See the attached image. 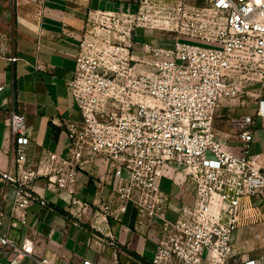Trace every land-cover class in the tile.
I'll return each instance as SVG.
<instances>
[{"label":"built area","instance_id":"1","mask_svg":"<svg viewBox=\"0 0 264 264\" xmlns=\"http://www.w3.org/2000/svg\"><path fill=\"white\" fill-rule=\"evenodd\" d=\"M156 4L143 0L135 11L89 13L69 80L81 119L67 125V156L49 152L40 162L44 172L26 166L30 134L25 113L10 107L12 159L0 180L15 190L14 225L25 223L32 201L51 208L33 189L41 175L51 191L69 196L70 212L80 214L84 202L76 193L78 174L87 162L99 160L113 177L118 212L133 204L141 223L160 225L159 234L149 235L156 243L150 264H261L236 253L232 236L243 199L264 203V166L249 149L255 118L264 116V96L255 115L240 120L238 150L217 136L214 120L219 103L244 90L243 79L264 72V0L168 5L164 22L173 31L171 41L159 45L128 37V23L148 19L146 11ZM96 19L105 31L93 28ZM113 32H120L119 42L111 41ZM171 167H180L195 183L194 201L182 203L175 219L168 217L171 199L161 188ZM108 214V206L97 214L96 230L116 246ZM26 253L0 230V264H20ZM37 264L56 262L40 256ZM78 264L97 263L84 258Z\"/></svg>","mask_w":264,"mask_h":264},{"label":"crops","instance_id":"2","mask_svg":"<svg viewBox=\"0 0 264 264\" xmlns=\"http://www.w3.org/2000/svg\"><path fill=\"white\" fill-rule=\"evenodd\" d=\"M142 1L0 0V173L11 165L8 117L12 105L25 113L30 134L27 167H40L44 172L40 162L49 152L67 156V125L81 119L69 80L80 39L88 28L89 13L95 9L135 11ZM255 95L250 99L243 94L223 100L215 110L214 130L233 149H240L242 144L240 120L244 115H255L264 87ZM252 129L250 154L264 166V116L255 118ZM107 168L97 160L87 162L79 172L76 193L84 206L76 216L70 212L69 196L54 193L47 186L46 176H39L33 189L48 200L51 208L32 201L25 223L17 225L12 217L15 190L5 188L0 180V230L27 249L20 264H37L40 256L52 257L56 264H78L84 258L97 264H150L156 243L149 235L159 234L160 225L141 223L133 204L126 212H118L120 201ZM161 188L171 199L170 219L176 218L182 203L194 201L195 183L180 167L169 169ZM105 206L110 210L107 221L116 246L96 230L97 214ZM240 215V225L232 236L233 249L248 256L239 245L245 239V230L264 225V203L258 198H245ZM253 221L258 222L252 224Z\"/></svg>","mask_w":264,"mask_h":264},{"label":"rangeland","instance_id":"3","mask_svg":"<svg viewBox=\"0 0 264 264\" xmlns=\"http://www.w3.org/2000/svg\"><path fill=\"white\" fill-rule=\"evenodd\" d=\"M156 2L158 4L153 5L150 10L146 11V16H149L148 19L141 21L137 18H134L130 23H128L131 24L132 27V31L128 37L136 36L137 38H143L148 42L159 45L163 44L164 42L171 41V38L173 37V31L172 29H170L171 27L167 26V24L164 22V14L168 5L173 7L180 2L199 3V0H156ZM92 23L95 24L93 28L99 27V29L101 28L103 31H105V29L103 28L104 24L101 23L99 20H93ZM107 29H112V31H116L113 28ZM118 35L113 32L111 41L119 42L120 40ZM249 76L252 78L249 80H242V85L246 87H244V90L240 92L239 96H243V94H246V97L250 99L255 98V92L263 90L264 72L262 70H259L256 71L254 74H249ZM248 89H250L251 92H245ZM109 108H113V106L109 105ZM257 222L253 221L252 224H255ZM245 234V239L239 245L240 248L243 250V253L248 256L258 258L260 260V263L264 264V225L261 224V227L259 228H248L247 230H245Z\"/></svg>","mask_w":264,"mask_h":264}]
</instances>
